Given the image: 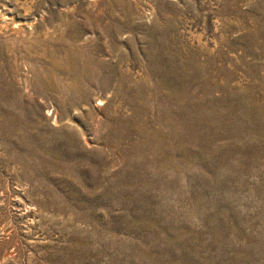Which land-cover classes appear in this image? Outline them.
<instances>
[{
	"label": "rangeland",
	"instance_id": "rangeland-1",
	"mask_svg": "<svg viewBox=\"0 0 264 264\" xmlns=\"http://www.w3.org/2000/svg\"><path fill=\"white\" fill-rule=\"evenodd\" d=\"M0 264H264V0H0Z\"/></svg>",
	"mask_w": 264,
	"mask_h": 264
}]
</instances>
